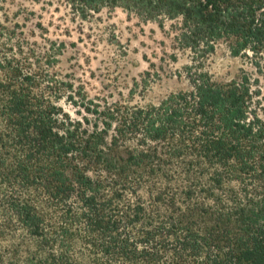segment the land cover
<instances>
[{"label":"trees","instance_id":"1","mask_svg":"<svg viewBox=\"0 0 264 264\" xmlns=\"http://www.w3.org/2000/svg\"><path fill=\"white\" fill-rule=\"evenodd\" d=\"M69 4L81 19L119 7L173 21L189 87L104 104L85 125L59 105L58 48L36 55L0 21V264H264L258 80L197 65L223 41L260 70L264 0Z\"/></svg>","mask_w":264,"mask_h":264},{"label":"rangeland","instance_id":"2","mask_svg":"<svg viewBox=\"0 0 264 264\" xmlns=\"http://www.w3.org/2000/svg\"><path fill=\"white\" fill-rule=\"evenodd\" d=\"M0 21L21 30L36 55L60 48L53 70L70 87L59 105L85 125L95 121L92 111L104 104H157L170 92L189 87L185 66L193 64L191 53L177 47L173 21L160 27L119 7L81 19L69 0H0ZM260 61L259 70L252 57L231 55L221 41L197 65L216 81H229L242 70L256 78L258 113L264 120V54Z\"/></svg>","mask_w":264,"mask_h":264}]
</instances>
